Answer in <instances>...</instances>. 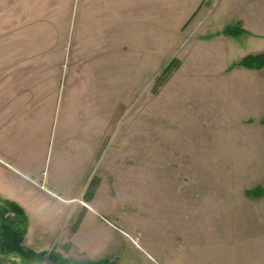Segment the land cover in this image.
Listing matches in <instances>:
<instances>
[{
    "label": "rangeland",
    "instance_id": "374dc122",
    "mask_svg": "<svg viewBox=\"0 0 264 264\" xmlns=\"http://www.w3.org/2000/svg\"><path fill=\"white\" fill-rule=\"evenodd\" d=\"M129 6L0 0V81L15 79V98L36 109L21 125L46 178L57 179L61 150L80 166L99 148L82 246L28 247L73 261L264 264V194H248L264 188V66L237 64L264 52V0ZM91 84L93 104L81 98ZM86 199L77 204L89 208ZM36 200L37 213L56 212L53 198ZM0 264L52 263L11 253Z\"/></svg>",
    "mask_w": 264,
    "mask_h": 264
},
{
    "label": "crops",
    "instance_id": "0c3cea01",
    "mask_svg": "<svg viewBox=\"0 0 264 264\" xmlns=\"http://www.w3.org/2000/svg\"><path fill=\"white\" fill-rule=\"evenodd\" d=\"M133 2L134 0H130V10H133ZM125 15L126 17L129 16L128 9ZM109 51H111L110 47L106 52L107 58L110 57ZM98 72L102 75L100 70ZM4 76L7 77V75ZM114 85L112 87L111 81L109 85H106V91L113 89L116 92V84ZM94 88V84H91L81 98L93 104L96 97ZM20 89L17 88L15 79L13 82L10 80L0 81V196L14 200L25 209L29 220L24 239L26 246L32 244L61 246L66 242H68V246H82L78 238L80 227L86 213L96 212L92 203L95 194L86 199V193L87 185L91 184H89V180L92 174L93 160L99 148L92 147L88 157L80 166L72 163V152L61 150L58 153L56 164L57 179L49 180L46 178V172L39 165L37 149L36 147L33 148L31 138L27 133H24L21 125V120L27 116V113L36 116V109H32V106L29 105L30 101L15 98L17 90ZM97 96L100 100V94ZM63 161L69 163L67 174L63 173ZM42 183L47 189L43 190L40 187ZM58 190L69 191L71 197L65 199L58 193L60 192ZM37 193L38 195L42 193L55 200L56 212L54 214L46 215L45 210L37 213L38 208L39 210L42 209L36 200L38 198ZM82 197L90 202L89 208L77 204L78 198ZM79 214H81V221L72 230L71 220L77 218Z\"/></svg>",
    "mask_w": 264,
    "mask_h": 264
},
{
    "label": "trees",
    "instance_id": "16d2710c",
    "mask_svg": "<svg viewBox=\"0 0 264 264\" xmlns=\"http://www.w3.org/2000/svg\"><path fill=\"white\" fill-rule=\"evenodd\" d=\"M234 27V26H233ZM227 33L238 35L240 29L228 26ZM245 31V30H242ZM176 60H173V64ZM243 67L261 68L264 66V52L248 54L238 63ZM170 66L167 67L169 69ZM249 195L260 197L264 194V188L261 186L250 190ZM28 215L25 209L14 200L0 197V255H9L18 253L21 257L32 262H51L52 264H116V262L104 258L101 260H70L61 255L48 250L37 251L24 244L25 235L28 228Z\"/></svg>",
    "mask_w": 264,
    "mask_h": 264
},
{
    "label": "built area",
    "instance_id": "2783aa9c",
    "mask_svg": "<svg viewBox=\"0 0 264 264\" xmlns=\"http://www.w3.org/2000/svg\"><path fill=\"white\" fill-rule=\"evenodd\" d=\"M41 185V188L43 189H47L46 186L44 185V183L40 184Z\"/></svg>",
    "mask_w": 264,
    "mask_h": 264
}]
</instances>
